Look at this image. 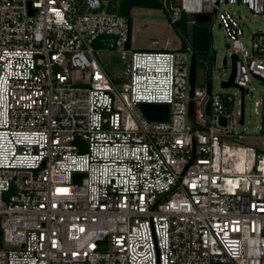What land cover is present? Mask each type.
Wrapping results in <instances>:
<instances>
[{
    "label": "built area",
    "instance_id": "obj_1",
    "mask_svg": "<svg viewBox=\"0 0 264 264\" xmlns=\"http://www.w3.org/2000/svg\"><path fill=\"white\" fill-rule=\"evenodd\" d=\"M159 1L172 23L217 14L243 109L197 73L190 95L191 42L131 46L107 0H0V264H264V142L243 125L264 30L248 47L220 6L255 15L264 0ZM110 52L120 75L99 59ZM250 109L264 138V92Z\"/></svg>",
    "mask_w": 264,
    "mask_h": 264
},
{
    "label": "rangeland",
    "instance_id": "obj_2",
    "mask_svg": "<svg viewBox=\"0 0 264 264\" xmlns=\"http://www.w3.org/2000/svg\"><path fill=\"white\" fill-rule=\"evenodd\" d=\"M220 6L239 14L237 19L243 30L241 39L244 44L250 47L253 31L264 30V13L254 15L240 2L220 3ZM130 16V44L137 48H179L184 46L185 41L191 42L192 36L196 34L200 36L202 33V39H206L208 52H203L197 56L196 84L203 85L207 79H210L213 92L229 91L234 93L235 98L241 97L239 87H224L220 83L221 80H226L231 73L232 48L230 39L223 28L218 25L217 14L211 15L208 21H194L193 23H190L189 20L194 18V15L184 14L177 23H172L167 13L160 6H134L131 8ZM224 56H226V63H223ZM99 59L110 73L121 74L122 63L114 52L107 55L101 54ZM250 90L252 93L245 96V122L243 125L245 129L247 128L250 142L262 143L264 142L263 134L257 127L262 122V118L256 115L250 106L253 100L264 92V82L252 77ZM236 128L242 129V125H237Z\"/></svg>",
    "mask_w": 264,
    "mask_h": 264
},
{
    "label": "water",
    "instance_id": "obj_3",
    "mask_svg": "<svg viewBox=\"0 0 264 264\" xmlns=\"http://www.w3.org/2000/svg\"><path fill=\"white\" fill-rule=\"evenodd\" d=\"M211 18L210 13H196L194 14V20L196 22L200 21H208ZM220 26V24H218ZM128 44H126L127 46ZM215 54V52H213ZM236 57L235 53L231 54V58L233 59ZM223 63H226V56L223 57ZM196 53L193 52L190 57V72H189V81L191 84V89H190V95H192V90L194 86V81H195V74H196ZM231 73L228 77L227 80H221V85L222 86H229L233 85L235 86L236 83L233 81V71H234V61L232 60V65H231ZM207 88L210 90V79L207 81ZM242 90V88H241ZM243 95L244 91L242 90L241 92V105L243 109ZM140 107L144 114L149 118V119H166L168 115V104L164 102H141ZM189 116H192V101L189 102ZM1 234V231H0ZM0 245H1V238H0Z\"/></svg>",
    "mask_w": 264,
    "mask_h": 264
},
{
    "label": "trees",
    "instance_id": "obj_4",
    "mask_svg": "<svg viewBox=\"0 0 264 264\" xmlns=\"http://www.w3.org/2000/svg\"><path fill=\"white\" fill-rule=\"evenodd\" d=\"M134 6L161 7V2L159 0H107L106 8L109 11H114L131 18L130 12H131V8ZM174 23H177V21ZM202 37L203 35L201 33L200 36L196 34L192 36L191 39L193 52H195L197 56L203 52H208L206 39H202Z\"/></svg>",
    "mask_w": 264,
    "mask_h": 264
},
{
    "label": "flooded vegetation",
    "instance_id": "obj_5",
    "mask_svg": "<svg viewBox=\"0 0 264 264\" xmlns=\"http://www.w3.org/2000/svg\"><path fill=\"white\" fill-rule=\"evenodd\" d=\"M196 64H197V55H196Z\"/></svg>",
    "mask_w": 264,
    "mask_h": 264
}]
</instances>
